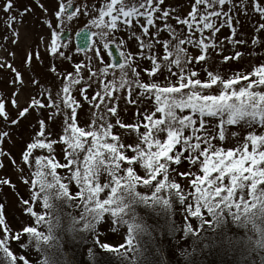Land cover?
<instances>
[{"label": "snow or ice", "instance_id": "snow-or-ice-1", "mask_svg": "<svg viewBox=\"0 0 264 264\" xmlns=\"http://www.w3.org/2000/svg\"><path fill=\"white\" fill-rule=\"evenodd\" d=\"M163 4L164 0H104L98 8L93 5L88 26L76 34L78 51L87 54L91 50L93 55L87 56V63L77 62L73 72L64 74L62 87L55 96L50 89L40 88L39 80L32 81L37 87V95L22 109L16 93L7 98L0 96V119L5 125H18L21 118L30 115V110L41 113L52 110L50 116L38 118V129L26 142L21 152L22 164L18 169L23 174L25 168H34L29 179L24 180L25 185L30 184V191L23 203L28 214L35 218V225H40L47 217L35 211L32 202L40 201L43 208H48L49 198L54 192L82 202L87 216L95 221L106 213L113 217L121 216L125 211V194L130 197L138 195L135 190L139 184L154 188L152 199H158L165 189L183 204L191 197L195 206L187 205L186 212L194 218L203 217L202 209H207V213L213 215L225 210L249 213L258 204L264 209V64L230 77L211 71L206 66V57L210 59V48L213 51L219 48L217 55L223 52L224 42L217 44L215 37L225 25L232 27L234 10L239 8L247 15L250 7L264 20V0H251L250 5L249 0H240L239 5L233 0H194L184 18L180 15L172 17L177 25L184 26L179 29L168 23L170 13L175 10L162 11ZM40 7L43 8V5ZM72 8L73 0L59 4L54 17L60 26L65 24V19L71 21L78 13L89 14L87 5L83 13L79 7L75 11H71ZM30 10L26 7L20 11L14 0L0 2V12L7 17L6 26L15 35L18 33L13 25L20 23L17 14L22 19ZM157 20L163 21V26H158ZM45 23L51 31V54L65 57V53L59 51L62 46L67 47L61 40L63 29L57 32L50 20ZM136 27L140 29L139 35L136 34ZM150 29L155 31L150 32ZM206 30L210 31V36L205 35ZM261 30H264V22L258 24L256 32ZM121 31L129 32V39L136 40L138 52L135 55L124 51L119 56L114 55L115 50L125 44L122 39L116 44V49H110ZM164 32L169 38H160ZM235 35L236 29L232 28V36ZM228 43L237 45L245 41L229 38ZM259 43V38L252 40L253 45ZM186 45L198 49L199 54L190 55ZM157 47H162V55L154 51ZM103 52L112 58L110 63H105ZM241 56L240 52L225 55L223 62ZM93 58L99 66V74L92 70ZM28 60H31V55ZM141 61L150 62V66L142 68ZM5 64L0 63V67H5ZM196 65L206 73L205 80L200 79L199 72L193 70ZM6 66L12 67L11 64ZM83 70L88 71V78L82 84ZM12 71L15 73L13 82L18 83L19 88H24L21 74L14 68ZM51 71L60 77L55 67ZM142 72L146 73L147 82L141 79ZM160 77H163L162 81ZM94 83L98 90H94L89 98L85 93ZM133 88L139 90L135 100L132 98ZM73 91H78L96 110L103 105L104 112L99 115L93 112L90 123L80 126L77 123V110L81 105ZM125 91L126 104L137 103L141 98L152 102L150 110L146 108L142 113L137 112L140 119L135 124L126 125L119 119L118 106ZM8 105L16 110V118L6 111ZM58 115L63 117V134L59 141L50 139L51 133L46 132V120L51 121ZM109 116L116 118L115 125L120 128L135 131L139 142L135 146L125 145L118 135L113 134L114 124L109 122ZM141 127L144 129L142 133ZM228 138H236L235 147H217L213 144L214 140L224 142ZM11 139V130H0V157L9 155L3 150V144ZM57 142L64 146V163L57 161L52 154L53 145ZM37 150H46L48 155H34ZM128 151L134 155L127 156ZM181 158L196 166L199 173L191 171V168L188 172L180 173L191 177L187 196L178 183L169 179L170 164L174 162L179 165ZM137 162L144 170L143 178L134 169ZM11 163L16 165L15 160H11ZM124 163L127 167H122ZM3 167L0 161V168ZM60 168L65 169L67 175H59L57 169ZM102 174L107 175L105 183H101ZM73 182L78 189L75 193L69 190ZM3 185H11V181L0 179V186ZM106 189L107 196L101 199L100 194ZM0 226H3L5 233L4 238H0V253L8 258L9 264H29L25 256L14 255L10 250V238L20 241L23 233L45 241L48 239L36 226H22L20 232L10 237L11 230L5 222L3 205H0ZM131 243L129 239L128 244ZM109 250L118 249L110 247Z\"/></svg>", "mask_w": 264, "mask_h": 264}, {"label": "rangeland", "instance_id": "rangeland-1", "mask_svg": "<svg viewBox=\"0 0 264 264\" xmlns=\"http://www.w3.org/2000/svg\"><path fill=\"white\" fill-rule=\"evenodd\" d=\"M0 2H2V0H0ZM61 2L67 3V0H38V2L37 0H14L15 6L20 11H23L26 7L31 9L25 13L22 19L17 14L20 23L14 24L13 29H15L18 35H15L12 29H9L6 26L5 21L7 20V17L0 12V63L6 62L5 67H0V96L7 98L16 93V99L21 109L28 106L31 98L37 95V87L33 85V80H39V87L50 89L53 96H55V93L62 87V77L64 74L73 72L74 65L77 62L87 63V56L93 55L91 50H89L87 54H85L84 51H78L74 41V35L79 30L88 26L93 15L90 11L93 5L98 8L102 5L104 0H73V8L71 11H75V9L79 7L81 13H83L84 6L87 5L89 14L82 15L78 13L71 21L65 19V24L63 26H60L54 17V12L59 9V4ZM233 2L239 5L240 0H233ZM193 3L194 0H164L161 9L162 11L168 9L175 10L170 13L168 23H171L174 27L179 29L184 26L177 25L172 17L180 15L181 18H184L191 10ZM250 4L251 0H249V5ZM40 5H43V8H41ZM225 10H227V5L225 6ZM159 15L160 13L157 14V16ZM233 16L232 27L230 28L225 25L215 37L217 44L221 41L224 42L223 52L220 55H217L216 52L220 51V49L217 48L216 51H213L210 48V59L206 57V66L209 70L214 72L218 71L225 77H230L240 71H251L253 66L264 64V30L256 32L258 24L264 22V20H261V17L258 14L253 13L250 7L247 9V15L237 8L234 10ZM46 20L52 22L53 27L57 32H60L62 29L63 31H69L70 36L68 39L62 40V44H66L67 47L62 46L59 51L64 52L65 57H71V59L61 57L59 54L56 56L51 54V31L45 23ZM141 22L143 23L144 21L142 20ZM163 23V21L157 20L158 26H163ZM217 24H219V21H217ZM232 28L236 29L235 36H232ZM135 31L137 35L140 34V29L138 27L135 28ZM154 31V29H150V32ZM210 34V31H205L206 36H210ZM129 36V32L121 31L118 33L117 41L113 44L116 45L119 43V40L122 39L125 41V44L119 48V51L131 52L135 55L138 52L137 42L134 38L129 39ZM198 36L199 34H197V37ZM160 38L167 39L169 37L167 33L164 32L161 33ZM229 38L233 40H243L245 43L232 45L228 43ZM254 38H259L260 43L258 45L252 44ZM95 40L96 38L93 37V41ZM186 47L188 48L190 55L196 56L199 54L198 49H193L191 46L187 45ZM154 51L157 55H162L163 50L162 47H157ZM236 52L242 53V56L239 59H232L228 62H223V56H232ZM30 55L31 60L29 61L28 57ZM102 55L105 63L111 62L112 58L107 52H103ZM7 64H11L12 67H7ZM91 64L92 70L97 71L99 74V66L97 65L95 58H93ZM140 64L142 68H148L150 66V62L148 61H141ZM52 67L57 69V72L60 73V77L51 71ZM13 68L21 74L20 80L23 81L25 85L24 88H19V84L13 82L15 79V73L12 71ZM193 70L199 72L200 79H206V73L200 69L199 65H196ZM117 75H119L118 72ZM82 78L83 84V81L88 78L87 70L82 71ZM141 79L145 82L148 81L146 73H141ZM160 80L162 81L163 77H160ZM84 86L86 87L87 85ZM78 87L79 86H77V88ZM94 90H98L95 83L92 88L88 89L85 95L91 98L94 94ZM138 92L139 90L133 88L132 98L134 100L138 96ZM73 95L81 105L77 110V123L80 126H86L87 123H90L93 112H97L98 115L104 112L103 105L100 110H96L83 99L78 91H73ZM126 95L127 92L125 91L119 102V119L126 125L135 124L137 120L140 119L136 115L137 112L142 113L146 108L150 110L152 102L145 101L141 98V101H138L137 103L126 104L124 99ZM6 111L11 114L12 118H16V110L13 109L11 105L6 107ZM51 112V109L45 110L43 113L30 110V115L21 118L18 125H5L3 120L0 119V130H11L12 133V139L5 140L3 144V150L9 153V155L6 157H0V161L4 164V167L0 168V179H9L11 185H14V187L11 185L0 186V205H3L4 207L5 222L11 230L9 233L10 237L15 233L20 232L22 226H36L42 235L44 233H50L52 236V239L48 238L45 241L21 233L23 237L20 241L11 238L9 239V247L13 249V251H18V248L16 247L18 246L23 250L32 252L31 254L36 259V264H73L72 259L76 260L75 256L77 255L74 248L78 245V240L81 237L88 238L86 244H89L91 241L92 245H101L103 250H106L104 248L107 247V245L111 246L115 243H123L127 238L126 229L128 228L130 219L137 217V213L140 215L143 209L147 206L151 211L158 209L162 202V198L167 199L168 195L166 194L169 192L165 189L158 199H152L151 194L152 191H154V188L149 189L144 187L143 184H139L135 190V193H138V195L134 194L130 197L125 194V211L121 216L113 217L106 213L105 216L95 221H92L87 216L85 205L82 202L70 200L59 192H54L49 198L48 208H43L42 202L40 201L32 202L34 210L38 213H42V211L45 210L48 212V209L52 211L44 222L40 225H35V218L28 214L23 203V200L28 198L30 191V184L25 185L24 180L29 179L30 173L34 171V168H25L23 174L18 171V169L22 164L21 152L23 151L26 142L30 141L35 135V131L38 129V118L48 117L51 115ZM108 119L109 122L114 124L113 134L118 135L125 145L131 144L135 146L139 142V137L135 131L129 128L122 129L118 125H115V117L109 116ZM62 121V115L56 116L51 121L46 120V132L51 133L50 139L59 141V137L63 134ZM97 122L99 123L100 121L98 120ZM143 131L144 129L141 127L140 132L142 133ZM236 142V138H228L224 142L214 140L213 144L217 147L230 148L235 147ZM53 148L54 152L52 154L56 157V160L60 163H64V146L57 142L53 145ZM249 150H251V148ZM40 154L48 155L46 150L43 152L37 150L34 153V155ZM126 155L131 157L134 154L131 151H128L126 152ZM81 157H83V153L81 154ZM11 160L16 161L15 166L11 163ZM122 167H127V164H122ZM190 168L191 171L198 173V168L196 166H191L184 158H181V163L179 165H176L173 162L169 167V179L175 183L182 184L187 195L190 189L189 181L191 177L180 175V173L188 172ZM134 169L138 175L142 178L144 177L145 173L139 162L134 165ZM57 172L61 176L67 175L66 170L63 168L57 169ZM161 178L162 177H157V179ZM105 182H107V175L102 174L101 183ZM153 185H155V181H153ZM69 190L72 193L78 191L75 182L69 185ZM107 193L108 190L106 189L100 194V198H106ZM142 197H148V199H142ZM247 199H250V197ZM263 210L264 209L258 204L257 208L252 212L237 213L235 210H231V213L235 221L247 222L250 221L249 219H252L254 215H258L259 212ZM43 214L45 215V213ZM77 220H81L84 225V227H81L79 230L76 228L75 222ZM62 225L65 228H63ZM94 226L100 227L93 231L92 228ZM97 231L99 232L96 233ZM4 235L3 226H0V238H4ZM89 237L92 238L90 241ZM66 242L68 247H64L63 249L56 247L60 246V243L64 246L63 243ZM21 244H23V247H21ZM70 244L72 245L70 246ZM33 251L35 254H33ZM0 264H9L8 258L3 253H0ZM29 264H33V262L29 260Z\"/></svg>", "mask_w": 264, "mask_h": 264}, {"label": "trees", "instance_id": "trees-1", "mask_svg": "<svg viewBox=\"0 0 264 264\" xmlns=\"http://www.w3.org/2000/svg\"><path fill=\"white\" fill-rule=\"evenodd\" d=\"M166 195L158 209L151 211L147 206L130 219L126 241L121 244L107 245L103 250L98 243L92 245V236L89 244L88 238L81 237L74 248L77 255L73 264H264V210L247 222L235 221L231 210L213 215L202 209L203 217L194 218L186 212L187 205L195 206L191 197L183 204L175 195ZM50 212L48 209L41 214L47 217ZM75 223L78 230L84 227L81 220ZM42 236L52 239L50 233ZM63 244L56 247H68L67 242ZM16 247V252L10 248L14 255H23L36 264L32 252Z\"/></svg>", "mask_w": 264, "mask_h": 264}, {"label": "water", "instance_id": "water-1", "mask_svg": "<svg viewBox=\"0 0 264 264\" xmlns=\"http://www.w3.org/2000/svg\"><path fill=\"white\" fill-rule=\"evenodd\" d=\"M83 29H85V28H83ZM82 29V30H83ZM81 31V30H80ZM79 31V32H80ZM77 34V33H76ZM75 34V43H76V46L78 47L79 46V40H78V38H77V35ZM70 36V33H69V31H64V35L62 36V38H61V40H66V39H68V37ZM110 49H116V46L114 45V44H111L110 45ZM82 51V50H81ZM119 50L118 49H116L115 50V52H114V55L115 56H119Z\"/></svg>", "mask_w": 264, "mask_h": 264}]
</instances>
